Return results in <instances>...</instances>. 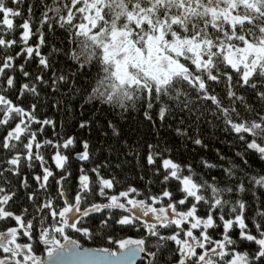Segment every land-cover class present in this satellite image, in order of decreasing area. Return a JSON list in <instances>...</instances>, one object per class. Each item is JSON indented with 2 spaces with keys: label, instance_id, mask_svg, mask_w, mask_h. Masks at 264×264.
<instances>
[{
  "label": "snow or ice",
  "instance_id": "snow-or-ice-1",
  "mask_svg": "<svg viewBox=\"0 0 264 264\" xmlns=\"http://www.w3.org/2000/svg\"><path fill=\"white\" fill-rule=\"evenodd\" d=\"M0 264H264V0H0Z\"/></svg>",
  "mask_w": 264,
  "mask_h": 264
}]
</instances>
